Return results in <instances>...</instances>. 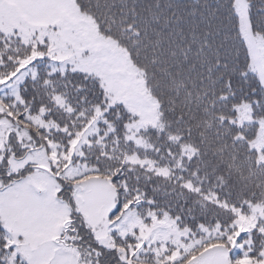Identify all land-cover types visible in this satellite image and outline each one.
I'll return each mask as SVG.
<instances>
[{
  "label": "trees",
  "instance_id": "trees-1",
  "mask_svg": "<svg viewBox=\"0 0 264 264\" xmlns=\"http://www.w3.org/2000/svg\"><path fill=\"white\" fill-rule=\"evenodd\" d=\"M73 2L92 19L101 36L124 51L157 106L156 124L138 126V117L126 106L110 105L97 77L79 72L73 81L84 89L83 93L69 88V97L74 102L81 96L88 101L81 112V115L84 111L92 112L88 123L101 104H105L103 111L114 108L108 115V126H101L100 134L91 142L89 154L100 153L102 168L99 174L90 176L107 179L116 200L119 188L126 185L128 203L133 204L131 210L138 222L137 235L139 228L153 225L161 228L156 231L167 233L153 244L155 253L145 246L140 250L144 253L131 262L176 264L174 253L178 252L182 256L180 264H186L214 245L232 249L230 238L236 219L233 210L249 214L253 209L257 214L255 231L245 234L237 243L243 248L232 251L230 258L233 264L243 259L260 261L256 253L264 254V162H257L258 154L250 148L258 125H237L234 120L236 106L243 103L251 106L254 119L264 118V92L260 91L263 88L256 75L249 70L250 55L244 40L241 43L235 33L225 36L229 43L221 56H227L228 70L217 71L211 54L198 51L199 34L204 28L202 20L216 14L214 0ZM245 3L247 6V0ZM251 3L255 5L252 8L255 26L250 25V29L264 38V15L255 14L258 8H264V0ZM220 16L226 21L223 13ZM0 33H3L0 56L19 50L25 59L39 51L35 46L40 42L24 40L16 31L6 33L0 29ZM36 71L41 74L49 71L47 62L37 66ZM245 73L248 79H240ZM252 92L256 95H251ZM37 95L47 103L42 89L38 88ZM101 96L105 100H100ZM257 100L258 107L254 104ZM62 106L67 111L64 102ZM48 121L57 126L55 121ZM261 154L264 156V149ZM144 160L152 168L138 163ZM121 171V181L112 183L111 177ZM163 219L172 225L158 226L156 222ZM221 225L225 226L223 231ZM166 251L169 254L164 256Z\"/></svg>",
  "mask_w": 264,
  "mask_h": 264
},
{
  "label": "snow or ice",
  "instance_id": "snow-or-ice-1",
  "mask_svg": "<svg viewBox=\"0 0 264 264\" xmlns=\"http://www.w3.org/2000/svg\"><path fill=\"white\" fill-rule=\"evenodd\" d=\"M214 3L216 14L202 20L204 28L199 34L198 51L210 53L215 69L227 72L229 61L226 55L221 56L229 43L225 36L235 33L243 43L241 26L245 19L255 26L252 13L255 5L247 0L245 10L241 0H214ZM255 14L264 15V8H258ZM46 42L45 38L35 46L39 51L26 63H22L24 58L19 50L0 56V264H63L62 260L51 257L46 261L41 259L49 253L71 256L75 264H130L145 244L142 240L137 243L139 237L131 227L134 218L125 212L133 208V204L128 203L130 197L125 191L126 185L119 188V198L108 212L111 246L96 239V234L76 208L75 194L80 189L75 182L85 175L101 172L100 153L89 154L91 142L100 134L101 126H108V115L114 108L103 111L105 104L100 105L101 118L95 120L96 129L89 134L84 125L92 112L84 111L81 115L82 106L88 101L84 96L75 102L69 97V88H74L77 94L84 91L73 81L74 76L80 75L78 70L53 67L43 74L35 71L42 62H56L54 53L45 55ZM28 50L31 51V46ZM239 78L246 80L248 74ZM228 84L231 87V80ZM38 88L43 90L47 103L38 98ZM260 91L264 92V89ZM250 94L256 95L255 92ZM61 97L68 106L67 111L59 102ZM100 100L105 98L101 96ZM254 104L258 107L259 101ZM49 119L57 126L48 127ZM122 175V171L117 172L111 177L112 183L121 181ZM29 189L33 194L40 190L39 196L34 197L37 201L51 198L55 205L67 204L69 208L68 222L53 227L39 240H33L32 223L17 210ZM124 224L129 225L128 234L121 231ZM224 227L221 225V231ZM244 236L245 233L240 232L236 243ZM168 254L166 251L164 256ZM256 259L264 260V254L256 253ZM176 264H180L179 260Z\"/></svg>",
  "mask_w": 264,
  "mask_h": 264
},
{
  "label": "rangeland",
  "instance_id": "rangeland-1",
  "mask_svg": "<svg viewBox=\"0 0 264 264\" xmlns=\"http://www.w3.org/2000/svg\"><path fill=\"white\" fill-rule=\"evenodd\" d=\"M241 3L246 10L245 0H241ZM0 29L6 33L16 31L24 40L38 43L46 38L45 55L54 53L56 57L54 63L50 64L45 61L49 71L53 67L66 70L76 69L78 72L97 77L110 105L121 103L126 106L138 117V126L156 124L157 106L147 95L139 72L116 43L97 32L96 24L89 16L77 9L73 0H0ZM241 36L250 55L249 70L256 75L264 89V38L252 33L246 19L241 26ZM36 54L37 52L23 59L22 63L28 62ZM59 102L63 103L61 100ZM235 110L234 122L237 125L252 123L258 125L256 138L250 142V148L257 152V162H264V156L261 154L264 149V118L254 119L251 106L247 103L236 106ZM99 118V109H95V116L85 126L89 134L96 129L95 120ZM40 123L45 122L40 121ZM47 126L55 125L47 121ZM132 161L137 162L135 158H132ZM138 163L152 168V164L147 160ZM75 183L80 189L75 194L76 208L82 213L88 227L96 234V239L111 246L108 212L117 201L113 186L107 179L89 175L81 177ZM39 194V189L34 194L29 189L27 197L22 199L17 206L20 214L33 225V240L41 239L53 227L68 222L67 204L55 205L51 198L37 201L34 197ZM233 211L236 214L232 226L235 232L230 238V244L235 247L228 249L224 245L211 246L189 259L186 264H233L230 254L232 251L236 252L243 248L242 244L236 243V236L240 232L249 233L257 223L256 209L249 214H241L238 210ZM125 212L127 216L134 218L131 227L136 230L138 222L135 212L131 209ZM124 215L125 213H122V216ZM168 223L169 226L172 225V222L165 219L156 222L158 226ZM156 227L153 225L149 228H139L138 234L139 240H142L153 253H155L153 244L159 240L160 235L167 234L166 231H156L161 229ZM128 228L129 225L124 224L121 229L122 233L128 234ZM184 233L187 234L186 231ZM159 252L161 253V250ZM174 256L178 260L182 258L178 252H175ZM49 257L62 260L63 264H75L73 257H61L55 253H49L41 259L46 261ZM171 260L175 259L171 256ZM131 264L134 263L131 262ZM237 264H264V260L252 262L243 259Z\"/></svg>",
  "mask_w": 264,
  "mask_h": 264
}]
</instances>
